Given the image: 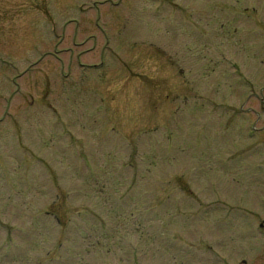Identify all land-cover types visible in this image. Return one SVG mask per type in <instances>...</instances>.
Returning a JSON list of instances; mask_svg holds the SVG:
<instances>
[{
  "label": "rangeland",
  "instance_id": "obj_1",
  "mask_svg": "<svg viewBox=\"0 0 264 264\" xmlns=\"http://www.w3.org/2000/svg\"><path fill=\"white\" fill-rule=\"evenodd\" d=\"M172 1L0 0V264H264V0Z\"/></svg>",
  "mask_w": 264,
  "mask_h": 264
},
{
  "label": "flooded vegetation",
  "instance_id": "obj_2",
  "mask_svg": "<svg viewBox=\"0 0 264 264\" xmlns=\"http://www.w3.org/2000/svg\"><path fill=\"white\" fill-rule=\"evenodd\" d=\"M163 2H165V4H164V7L165 8H167V7H176L177 5L176 4H173L174 6H172L171 5V1L170 0H165V1H163ZM198 36H201V34H200V32L198 33ZM164 46L162 47V49H163V52L165 53V54H171V52H169L168 53V50H170V48H169V46H167V45H169V44H163ZM203 56H208L207 54H205V55H203ZM211 56H213L211 59H209V58H205L204 57V59L205 60H207V62H208V64H207V66L208 65H210V64H215V63H209L210 61H216V57H217V51L215 52V53H213V54H211ZM47 93H49V91H46ZM14 97V96H13ZM46 97V96H45ZM11 97H9L8 98V100L6 101V107H5V110L3 111V113H2V115H12L13 114V112H16V116H22V111H21V109L23 108V107H27L28 105L29 106H31V107H33V106H35L36 108H40V107H43V106H46L47 107V109L48 110H51V112H52V117H54V123L56 122V116H55V114H56V112H57V108L55 107V105H54V103L53 102H47V101H49V100H46V99H44V96L42 97V99H44L45 100V103H39L40 101H35V100H32L31 99V96L30 97H27V96H24L23 94H20V95H18V97L16 98V100H15V106H12L11 104V99H10ZM20 98H21V100H20ZM28 99H30V100H28ZM47 102V103H46ZM11 103V104H10ZM16 104H19V105H16ZM46 104V105H45ZM55 104H57V103H55ZM12 108L14 109L13 110V112H12ZM47 110V111H48ZM42 115V114H41ZM5 118V117H4ZM16 124L18 125V124H20V120L19 121H16ZM13 138H14V136H13ZM5 146H6V149H8V145H7V143H5ZM17 146L15 145V147L13 148V149H15ZM12 161V160H11ZM11 161H9L8 162V165H10V166H12L13 164H11ZM16 161V158L14 159V162ZM13 162V161H12ZM13 162V163H14ZM12 168H13V170H16L17 171V168L16 167H14V166H12ZM10 172V171H9ZM13 175V174H12ZM18 175H20L19 173H18ZM14 177H15V175H14ZM263 227V226H262Z\"/></svg>",
  "mask_w": 264,
  "mask_h": 264
}]
</instances>
